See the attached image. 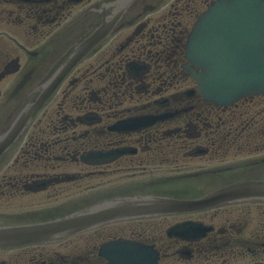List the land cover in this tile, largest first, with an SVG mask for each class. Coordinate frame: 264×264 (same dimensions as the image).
<instances>
[{"label":"flooded vegetation","instance_id":"af4514ba","mask_svg":"<svg viewBox=\"0 0 264 264\" xmlns=\"http://www.w3.org/2000/svg\"><path fill=\"white\" fill-rule=\"evenodd\" d=\"M90 1L0 0V26L12 28V34L0 37V85H8L0 98L7 106L37 98L32 87L55 61L50 54L82 36L92 24L79 20L66 27ZM149 1L140 0L122 27L72 71L34 119L30 134L0 158V168L8 161L0 170V201L46 194L57 203L26 216L64 215L71 202L66 190L72 170L76 183L98 177L96 186L81 182L75 189L100 187L106 176L118 180L164 174L143 189L132 183L114 188L137 187L142 194L181 198H196L233 182L264 180V138L247 159L224 165L234 148L231 137L215 135V107L199 96L185 68L186 22L197 12L193 7L197 0H188L181 8V1L171 2L169 8L166 0ZM11 77L12 84L7 81ZM152 116L162 118L140 131L110 130L128 118ZM237 141L241 147L246 144L245 139ZM124 147L131 152L113 161L90 168L81 162L88 151ZM197 158L210 167H188ZM173 181L177 183L170 184ZM107 188L104 193L113 190ZM225 203L232 204L159 222L139 221L142 229L123 237L155 245L160 264H264V199ZM166 219L199 222L204 234L189 240L167 236L160 227ZM76 241L78 236L57 245L0 250V264H98L94 248L82 251Z\"/></svg>","mask_w":264,"mask_h":264},{"label":"water","instance_id":"95a60500","mask_svg":"<svg viewBox=\"0 0 264 264\" xmlns=\"http://www.w3.org/2000/svg\"><path fill=\"white\" fill-rule=\"evenodd\" d=\"M136 1L98 0L87 9L86 13L100 16L99 24L91 34L70 47L37 85L40 95L36 101H28L0 135V157L25 132L70 71L113 33ZM196 27L188 51L192 57H202L197 66L203 72L191 70L196 77L202 78L209 99L229 104L247 95L264 93V1L221 0ZM145 123L144 119L135 120L117 127L135 128ZM106 156L91 154L86 159L97 161ZM248 199H264V180L233 183L193 200L151 195L119 196L56 220L0 226V248L56 242L117 220L196 211ZM199 231V225L187 222L175 226L169 233L190 237ZM101 254L108 259V264H158L159 258L153 246L126 240L111 242Z\"/></svg>","mask_w":264,"mask_h":264},{"label":"rangeland","instance_id":"374dc122","mask_svg":"<svg viewBox=\"0 0 264 264\" xmlns=\"http://www.w3.org/2000/svg\"><path fill=\"white\" fill-rule=\"evenodd\" d=\"M146 2L147 3H152L149 0H146ZM88 29L89 28H87V30ZM11 31H12V28L10 29L8 27H5V24H2L0 26V37L9 36V34H12ZM1 42L2 41H1V38H0V44H1ZM0 48H1V46H0ZM62 48H63V46L59 47L55 52L51 53L50 56H49V59L50 58H56L57 55L62 51ZM7 81L12 84L14 82L13 81V77L9 78ZM7 87H8V85L6 84V82H4V86L1 87V89H3V88L7 89ZM4 93L5 92H3V94ZM13 107L14 106H12V107L11 106H7L5 98H2L0 100V119L3 117V120L0 121V131L5 127V124L7 125L8 124L7 122H9L13 118L12 117ZM15 154H16V151L13 153V155L15 156ZM12 156L10 158H12ZM247 158L248 157H243V156H238L237 157V156L232 154L226 159V162L224 163V165L229 164L230 162H232L234 160L238 162L241 159H247ZM243 161H245V160H243ZM6 163L0 168V170L5 168V167H7L8 164H6ZM214 164L217 165L216 162H214ZM208 166L209 165L207 164V161L205 159H199V158H197V159L193 160L192 162L188 163V167L195 168V169L196 168H200V167L201 168H203V167L207 168ZM1 175L2 174H1V171H0V177H1ZM163 175L162 176H160V175H154V176L148 175L146 177H141V178L114 180V181H111L108 184L109 185L108 187L112 188V187H116V186H119V185H127L129 183H132V184H136V185L140 186V188L143 189L142 186L148 187L149 183L151 184V183L155 182L156 180L159 181L160 179H162ZM176 183H177V181H173L170 184H176ZM110 188H108V189H110ZM135 188H137V187H135ZM103 193L104 192H100V193H97L96 195H102ZM85 197L86 196H83V195L81 197H75L77 200H74L72 198L70 203H74V201L82 200ZM11 202L12 203H7V201H6L4 203V201H0V217L4 216V215H11L13 217V218H11L9 220L11 222H18V221H23L25 219H31V217L26 216L29 213L28 211H31V210H34V209H37V208L49 207V206L52 205V204H50L52 202L57 203L54 200L52 201V200L47 199L46 194L27 195V197H21V199L17 198L15 200H12ZM85 202H86V200L81 202V204L82 205L86 204ZM45 204H48V205H45ZM43 205H45V206H43ZM1 220H3V219H0V221ZM171 221H172L171 219H167V222L170 223Z\"/></svg>","mask_w":264,"mask_h":264}]
</instances>
